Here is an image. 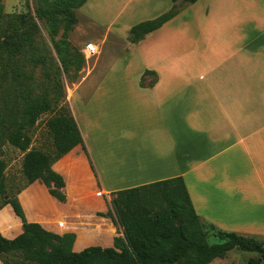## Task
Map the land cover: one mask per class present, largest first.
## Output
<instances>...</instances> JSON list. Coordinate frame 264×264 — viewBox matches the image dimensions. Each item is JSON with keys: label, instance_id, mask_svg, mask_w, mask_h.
I'll return each instance as SVG.
<instances>
[{"label": "crops", "instance_id": "1", "mask_svg": "<svg viewBox=\"0 0 264 264\" xmlns=\"http://www.w3.org/2000/svg\"><path fill=\"white\" fill-rule=\"evenodd\" d=\"M120 4L131 14L159 8L145 17L149 20L174 3L120 0ZM134 45L131 66L122 69L132 74V82L96 85L88 99L77 96L72 105L99 176V195L107 198L121 189L182 176L204 223L260 240L264 0H198ZM146 70L157 74L152 86L141 85ZM93 110L111 118L110 131L90 133L92 121L84 113L89 111L93 119ZM89 156L78 145L53 165L66 180L67 201H59L39 181L19 194L27 220L54 233H75L77 252L89 246L112 247L115 237L122 235L110 217L91 214L71 202L67 164L94 173ZM9 207L1 210L0 222L9 216L14 220L9 227L0 226L4 229L0 233L13 238L23 226ZM108 210L107 202L98 208Z\"/></svg>", "mask_w": 264, "mask_h": 264}, {"label": "trees", "instance_id": "2", "mask_svg": "<svg viewBox=\"0 0 264 264\" xmlns=\"http://www.w3.org/2000/svg\"><path fill=\"white\" fill-rule=\"evenodd\" d=\"M36 1L37 15L49 23L51 41L64 72H70L73 64L80 70L85 58L74 57L68 36L78 23L77 10L88 0ZM172 1L174 4L169 11L133 26L129 41L139 43L177 16L186 5L198 0ZM39 30V23L31 12L6 13L0 0V157L7 143L24 152V186L40 181L52 196L65 202L66 180L53 165L78 145L83 146L88 156L89 152L76 117L62 102L65 91L60 82L61 68L49 46L37 42ZM40 65L52 82L50 87L55 96L45 89L36 92L41 87L28 69ZM149 75L155 79L146 82ZM157 79L155 71L146 70L141 85L152 86ZM17 81L18 91L14 88ZM55 110L57 113L46 123L52 142L44 148L33 147L32 130L36 123L44 113ZM89 159L99 181L93 160L90 156ZM6 167V160L0 158L3 197L0 210L10 205L21 219L23 230L13 238L0 233V260L4 264H210L215 259L225 258L233 249L257 253L258 257L250 258L248 263L264 264V242L256 238L212 226L217 229L221 242L208 241L206 223L196 213L182 176L113 192L111 209L98 214L110 217L122 229V235L115 237L112 247L89 246L74 251L75 233H54L40 223L27 220L18 195L8 192Z\"/></svg>", "mask_w": 264, "mask_h": 264}, {"label": "rangeland", "instance_id": "3", "mask_svg": "<svg viewBox=\"0 0 264 264\" xmlns=\"http://www.w3.org/2000/svg\"><path fill=\"white\" fill-rule=\"evenodd\" d=\"M2 2L6 13L20 14L23 12H31L35 16L40 27L36 36L37 42L49 46L56 64L61 68L60 82L65 91V97L62 102L68 105L74 116L75 113L73 112L72 105L75 103L77 96L88 99L96 85L105 84L107 82L130 83L134 80L131 73L127 74L122 70L123 68L131 66L130 63L133 61L132 56L136 53L137 45L129 41L130 29L136 24L145 21V17H149L155 12L158 13L157 11L159 10V8H155L150 11H137L131 14L129 11H122L120 0H88L85 5L77 10L78 23L68 36V41L71 44L74 57L80 60V57L84 56L85 61L80 70H77V66L73 64L70 67V72L65 73L53 46V42L51 41L49 23L46 19L37 15V1L2 0ZM170 2L172 1L170 0ZM61 34L62 32L57 37V40L60 39ZM89 42H94L97 45L98 53L93 57L86 58L84 48ZM133 66L136 67V65ZM114 68L116 70L112 72ZM28 70L29 73L33 75L34 81L41 87H38L36 92L40 93L42 89H45L51 96L56 95L50 87L52 82L49 81L41 65L38 67L30 66ZM153 79L155 78L149 75L145 78V81L150 82ZM18 86L19 83L17 81L14 85L17 91ZM1 94L2 88H0V96ZM96 111L97 110H93L92 114L96 115L93 119L89 116L91 115L89 111H85L84 113V118H89L90 121H92L89 125L90 133L94 135L97 132L110 131L111 127L108 122L111 121V118L106 115L105 112ZM56 113V110L50 111L44 113L40 117L32 130L33 147L44 148L45 145H49L52 142V138L46 131V123L48 118ZM17 114L20 118V113ZM119 122H121V120H119ZM23 156L24 152L7 143L3 146V154L0 157L4 158L7 162L5 173L8 192L12 196L18 195V198L19 194L29 187V185L26 187L24 186L25 178L22 173ZM66 172L68 174V192L72 200L71 202L81 207L82 210H89L91 214L99 213V206L105 202H107L109 209H111V200L113 196L111 195L107 198H103L99 195L102 188L100 182L95 179V174L92 173L91 169H84L81 165L74 167L72 162H69ZM40 185L47 188L42 182H40ZM19 189L22 190L17 194ZM65 191L67 195V189ZM2 203L3 197L0 194V207H2ZM6 206L1 210H4ZM6 213L9 214V212ZM12 214H14L13 210ZM13 220L14 219L9 216L5 221L0 222V226L9 227ZM206 227L208 229V241L211 244L220 243L221 240L217 236V229H212V226L208 224H206ZM3 230L4 229L0 227V232H4ZM260 240L264 241V236L260 237ZM252 257H258V254L233 249L225 258L216 259L210 264H249V259ZM0 264L4 263L0 260Z\"/></svg>", "mask_w": 264, "mask_h": 264}, {"label": "built area", "instance_id": "4", "mask_svg": "<svg viewBox=\"0 0 264 264\" xmlns=\"http://www.w3.org/2000/svg\"><path fill=\"white\" fill-rule=\"evenodd\" d=\"M86 58L95 56L98 53V47L94 42H89L84 48Z\"/></svg>", "mask_w": 264, "mask_h": 264}]
</instances>
